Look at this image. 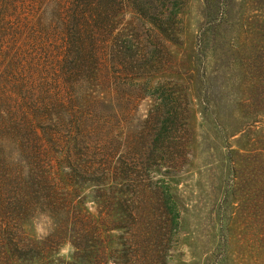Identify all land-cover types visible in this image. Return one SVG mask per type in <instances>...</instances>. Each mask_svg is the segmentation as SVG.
<instances>
[{"label":"trees","instance_id":"obj_1","mask_svg":"<svg viewBox=\"0 0 264 264\" xmlns=\"http://www.w3.org/2000/svg\"><path fill=\"white\" fill-rule=\"evenodd\" d=\"M244 249L264 264V0H0V264Z\"/></svg>","mask_w":264,"mask_h":264},{"label":"rangeland","instance_id":"obj_2","mask_svg":"<svg viewBox=\"0 0 264 264\" xmlns=\"http://www.w3.org/2000/svg\"><path fill=\"white\" fill-rule=\"evenodd\" d=\"M194 178V177H193ZM186 185H193L190 178L184 179L183 183L179 184L180 187H182V190L184 191V187ZM189 243V242H188ZM179 251L182 252V258L181 261L187 262L188 257L186 256V250H185V244H182L181 246L177 247ZM66 248H62L60 252H65ZM235 262H238V264H261L262 261L258 259L257 253L253 249H244L243 251H240L237 257H235Z\"/></svg>","mask_w":264,"mask_h":264}]
</instances>
